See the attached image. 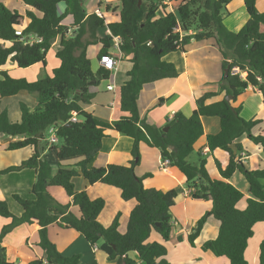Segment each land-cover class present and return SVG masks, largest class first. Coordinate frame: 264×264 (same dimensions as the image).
Wrapping results in <instances>:
<instances>
[{
  "label": "trees",
  "instance_id": "obj_1",
  "mask_svg": "<svg viewBox=\"0 0 264 264\" xmlns=\"http://www.w3.org/2000/svg\"><path fill=\"white\" fill-rule=\"evenodd\" d=\"M19 1L32 11L22 15L0 2V98L26 91L36 96L37 104L32 109L20 104L18 123H11L7 112L0 111V135L13 139L8 151L26 148L32 151L26 161L1 170L0 176L20 168L31 169L36 176L31 188L34 200L13 196L22 209L20 217L14 216L7 203L0 200V216L11 219L0 232V243L20 224L37 226L38 246L44 256L29 264H79V255L63 256L48 238V228L55 225L78 233L90 248L96 246L108 261H116V264H137L129 256L131 252L141 264H168L165 246L149 242V238L152 233L158 234L164 242L171 238V208L178 192L176 189L146 188L144 180L152 175L136 176L140 145L145 144L157 149L161 159H168L169 166L184 176L187 189L193 190L191 198L211 203L210 211L196 221L188 234L189 245L194 247L207 218L212 217L219 222L218 235L204 242L201 249L226 258L229 264H248L244 254L253 228L264 223V186L261 183L264 168L249 171L242 161L235 159L243 151L239 143L241 137L246 136L264 152V136L252 134V129L261 121L244 120L240 116L241 106H234V103L251 87L261 94L264 106V13L256 9L257 0H244L248 20L237 33L223 24L232 0H140V5L138 0H120L118 20L108 23L105 16L87 14L82 0ZM60 4L64 5L61 14ZM66 17L71 18L74 27V32L67 36L68 29L62 24ZM106 30L120 38L122 60L130 64L127 80L118 88L120 116L111 122L99 120L83 110L95 96L92 89L110 77V72L103 67L93 72L87 57L88 48L96 44L100 45L98 60L109 54L112 39L104 34ZM57 37L55 57L60 64L51 76L28 82L13 79L3 71L7 64L20 69L46 65V55ZM35 39L40 42H34ZM207 42L218 49L222 72L227 70L226 77L220 81V91L196 99L191 115L176 113L164 126L166 131L146 124L138 108L140 91L147 84L174 79L179 73L164 57L184 52L189 44ZM234 68L238 69L237 73H233ZM229 95L231 102L224 99ZM219 96L221 99L211 102ZM73 113L77 122L70 121ZM211 117L218 118L220 130L205 137V147L210 152L222 150L229 156L224 169L215 162L219 180L210 178L206 160L199 159L198 166L187 162L195 144L204 135L202 119ZM50 129L55 130L57 144L47 142ZM109 131L133 140L128 163L90 167ZM232 144L236 147L235 155L230 148ZM46 150L55 153L58 170L54 175L50 160L44 156ZM77 158L81 161L74 167L60 165V162ZM236 173L241 174L248 185L247 198L229 183ZM79 176L90 185L101 183L118 189L124 202L135 201L125 233L118 231L119 214L108 227L99 223L105 202L101 198L90 199L85 191H76L73 181ZM49 187L62 189L70 202L59 203L48 192ZM241 201L245 204L243 209L238 208ZM71 208H75L76 213ZM0 264L16 263L7 261L3 253ZM87 264L98 263L93 259ZM258 264H264V241L259 245Z\"/></svg>",
  "mask_w": 264,
  "mask_h": 264
},
{
  "label": "crops",
  "instance_id": "obj_2",
  "mask_svg": "<svg viewBox=\"0 0 264 264\" xmlns=\"http://www.w3.org/2000/svg\"><path fill=\"white\" fill-rule=\"evenodd\" d=\"M0 2L8 9L15 10L22 15H25L28 10L32 11L31 8L26 7L19 0H0ZM113 4L104 7V10H106L104 16L107 23L118 20L117 14L120 9V1H118L116 10H112L114 9ZM88 5L87 14L93 13L95 8L101 10L100 7H102L98 5L97 0H88ZM255 7L258 12L264 13V0H257ZM58 11L60 14L64 11L63 4L58 5ZM228 11L229 15L224 17L223 24L229 31L237 33L248 20L244 0H232L228 5ZM71 23L64 25L68 29L66 36L74 32V27L71 26ZM1 43L2 41L0 40ZM58 44L59 37L53 41L51 49L46 55V65L36 64L26 69H20L12 64H7L3 71H6L13 79H24L28 82H35L38 79L51 76L52 71L59 67L60 64L56 57L58 61L53 60L51 62L50 59V53H54L55 56ZM6 45L8 46V44ZM99 50V44L92 45L87 50L88 56L89 53H92L93 56L96 54L94 63L89 57L93 72L102 67L97 59ZM164 60L173 63L177 67L178 76L174 79H163L147 84L142 88L138 96L141 120L146 124L162 129L167 124V121L172 119L178 112L185 116L191 115L196 108L195 101L199 97L209 92L218 93L220 91V81L223 77L222 58L216 46L210 42L189 44L184 52L169 54L164 57ZM125 61L121 59L118 62L117 71L112 74V81L110 78L101 81L96 88L92 89L95 92V96L90 104L83 106L84 111L104 122H111L119 118L118 88L127 80L126 72L130 69V64ZM104 82L105 84H102ZM111 83H113L114 90L108 91L106 87ZM219 99H221V96L216 97L211 102ZM20 104H25L32 109L37 104V98L34 94L26 91H21L12 97L0 98V111L5 110L7 112L8 120L11 123H18L21 119ZM239 105L241 106L240 116L244 120L261 121L259 125L252 129V134L254 136H264V106L262 104V96L258 90L248 87L234 103V106ZM202 128L204 135L194 146V153L197 156L196 161L198 162L199 159L207 160V157H211L215 166V162H218L221 168L224 169L228 164V154L222 150L210 152L205 147V137L215 135L220 130L218 118H203ZM12 141V138L0 135V171L9 167L19 166L31 156L32 150L29 148L8 151L7 147ZM239 143L243 147L242 152L248 155V159L243 161L247 170L264 168V152L249 141L246 136L241 137ZM132 146V139L109 131L102 140L101 149L90 163V167L102 168L109 164L126 165L130 159ZM44 156L50 160L51 173L54 175L58 170L55 153L46 150ZM161 160L160 152L157 149L149 148L145 144L140 145V163L135 168V174L139 178L145 174L152 175L144 180V186L149 189H176L178 192L174 199L175 204L171 208L173 217L171 238L164 242L158 234L152 233L149 242H157L165 246L168 264H229L226 258L216 257L212 253L204 252L201 249L204 242L213 240L218 235L219 222L212 217L207 218L200 235L194 242V247L189 245L187 241L188 234L192 231L196 221L210 211L211 203L203 199H193L186 194L188 189L184 176L175 167L169 166L166 171H161L159 169ZM79 161H81V158L63 161L60 162V165L74 167ZM35 176V172L27 168H20L0 176V200L7 203L10 212L16 217L21 216L22 209L15 206L16 202L13 196L17 195L25 200H34L31 188L35 181ZM210 178L213 180L220 179L218 169L217 173L210 176ZM73 183L76 191H85L90 199L101 198L104 200V209L98 217V221L103 227H108L119 214L118 231L121 234L125 233L130 212L135 206L134 200L124 202L120 198L118 189L101 183L90 185L82 176L75 178ZM229 183L236 187L246 198L248 197V185L241 174H234ZM48 192L63 205L70 202V199L60 188L49 187ZM17 206L19 205L17 204ZM244 207V203L238 204L239 209ZM71 210L76 213L75 208H71ZM10 222L11 219L0 216V232ZM48 238L63 256L72 257L79 255V264H87L93 259L98 264H116V261H108L103 252L90 248L86 241L72 230H62L54 225L48 228ZM178 238L181 240L179 241ZM262 241H264V223H259L254 226L253 236L248 241L245 250L244 257L248 264H258V250ZM38 242V227L20 224L6 234L0 243V247L7 261L16 264H29L36 259H42L44 256L38 246ZM129 256L137 264H141L134 252L129 253Z\"/></svg>",
  "mask_w": 264,
  "mask_h": 264
},
{
  "label": "built area",
  "instance_id": "obj_3",
  "mask_svg": "<svg viewBox=\"0 0 264 264\" xmlns=\"http://www.w3.org/2000/svg\"><path fill=\"white\" fill-rule=\"evenodd\" d=\"M115 1H120V0H97L98 5L104 4L106 7L112 5ZM93 13L97 17H100V18H103L104 15H105V12L100 10L99 8H95ZM105 34L112 39V47H111V51L112 52L110 51L108 55L103 56L99 60V63L104 69H106L107 71L110 72V77L109 78L112 81L113 80L112 74L117 71L118 62L123 58V55H122V53L120 51L121 40H120V38L118 36H113L108 30H106ZM33 41L34 42H40V40H38V39H35ZM237 72H238V69L234 68L233 69V73H237ZM106 89L108 91H113L114 90L113 83H111L109 86H107ZM170 120L171 119H169L168 121H170ZM70 121L71 122H77L78 121L75 113H73V116L71 117ZM47 142H48L49 145L57 144V138H56L54 129H50L48 131ZM247 159H248V155L245 152H241L239 154L238 160L243 162V161H245ZM168 167H169V160L168 159L161 160L159 169L161 171H166L168 169ZM192 191L193 190H189L188 189L186 194L190 195ZM93 250H97V247L95 246L93 248Z\"/></svg>",
  "mask_w": 264,
  "mask_h": 264
},
{
  "label": "rangeland",
  "instance_id": "obj_4",
  "mask_svg": "<svg viewBox=\"0 0 264 264\" xmlns=\"http://www.w3.org/2000/svg\"><path fill=\"white\" fill-rule=\"evenodd\" d=\"M83 1H84L83 8H84V10H85V12H86V11L89 9L88 0H83ZM113 5H114V9H112V10H116V8H118V1H115ZM101 6H102V7H100L101 10L105 12V10H104L105 5H101ZM109 8H111V7H109ZM62 23H63V25H66L67 23L70 24V23H71V18H70V17H66V18L63 20ZM67 26H68V25H67ZM87 57H88V58L91 57V61H92V63H94V62L96 61V60H95L96 54L93 56L92 53H89V56L87 55ZM50 59H51V62H52L53 60L58 61V60L55 58L54 53H50ZM89 59H90V58H89ZM92 59H93V60H92ZM123 66H124V64H123ZM123 66H122V67H123ZM102 84H105V82L102 83ZM248 153H249V152H248ZM196 159H197L196 153L193 152V153L190 155V157L188 158L187 162H188L189 164L193 165V166H198V162L196 161ZM206 159H207V160H206V169H207L209 175L212 176L213 174L217 173L216 166L214 165V163H213V159H212L211 157H207ZM204 160H205V159H204ZM244 180H245V179H244ZM261 183H262V185H263V184H264V180H262ZM240 203L242 204V203H244V202L241 201ZM240 203H239V204H240ZM15 206H16L17 208L20 209V207L17 206V203H16Z\"/></svg>",
  "mask_w": 264,
  "mask_h": 264
},
{
  "label": "water",
  "instance_id": "obj_5",
  "mask_svg": "<svg viewBox=\"0 0 264 264\" xmlns=\"http://www.w3.org/2000/svg\"><path fill=\"white\" fill-rule=\"evenodd\" d=\"M140 3H141V1L138 0V5H140ZM226 75H227V70H225V72L223 73V77L225 78ZM224 99H225V101H227V102H231V100H232V96H230V95H229V96H226ZM166 130H167V128H163V131H166ZM230 148L232 149L233 154L235 155V154H236V147H235V145L232 144V145L230 146ZM235 160L238 161V158L236 157ZM0 258L3 259V250H2L1 248H0Z\"/></svg>",
  "mask_w": 264,
  "mask_h": 264
}]
</instances>
